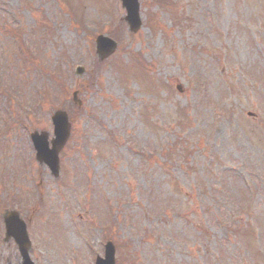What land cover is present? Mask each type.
I'll use <instances>...</instances> for the list:
<instances>
[{"label": "rangeland", "instance_id": "1", "mask_svg": "<svg viewBox=\"0 0 264 264\" xmlns=\"http://www.w3.org/2000/svg\"><path fill=\"white\" fill-rule=\"evenodd\" d=\"M139 2L128 31L120 0H0V264L10 209L34 264H264V0ZM55 110L57 177L30 140Z\"/></svg>", "mask_w": 264, "mask_h": 264}, {"label": "water", "instance_id": "2", "mask_svg": "<svg viewBox=\"0 0 264 264\" xmlns=\"http://www.w3.org/2000/svg\"><path fill=\"white\" fill-rule=\"evenodd\" d=\"M122 5L126 8L127 14L124 16L129 30L136 31L140 26L139 5L137 0H121ZM96 53L100 58H104L112 53L116 48V42L109 37L99 35L96 40ZM79 73L83 69L79 68ZM73 101L78 105L81 102L77 99V92H73ZM53 123V137L48 140L46 132L34 131L30 134L33 146L35 148L36 159L40 163H45L51 174L57 177L59 174V150L65 144L70 134V122L65 111H55L51 116ZM5 236L4 240L13 239L19 251V264H34L29 257L31 242L29 240L26 225L23 219L15 210H8L3 215ZM115 248L111 241L105 245L104 257H97L95 264H115Z\"/></svg>", "mask_w": 264, "mask_h": 264}, {"label": "trees", "instance_id": "3", "mask_svg": "<svg viewBox=\"0 0 264 264\" xmlns=\"http://www.w3.org/2000/svg\"><path fill=\"white\" fill-rule=\"evenodd\" d=\"M0 9H1V7H0ZM117 30V27H116V29H115V31ZM111 32H113V31H110V33H109V35L112 37V38H114L115 40H118L119 41V35H114L113 33H111ZM119 32H121V30L119 31ZM72 120V119H71ZM164 206H166V204H164ZM207 213H210V212H207ZM228 222V221H227Z\"/></svg>", "mask_w": 264, "mask_h": 264}]
</instances>
